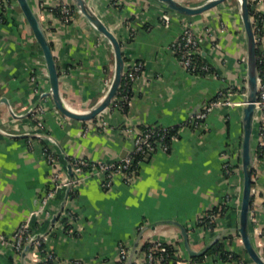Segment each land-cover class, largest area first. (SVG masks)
<instances>
[{"label": "crops", "instance_id": "obj_1", "mask_svg": "<svg viewBox=\"0 0 264 264\" xmlns=\"http://www.w3.org/2000/svg\"><path fill=\"white\" fill-rule=\"evenodd\" d=\"M8 1L10 5L0 8V233L11 235L29 220L54 188V175L68 179L72 159L119 160L131 148L127 129L161 126L177 132L168 151L146 157L131 183L116 177L105 190L90 177L66 196L62 210L71 218L60 216L49 227L65 198V190L55 192L45 209L49 219L42 214L31 221L33 229L45 233L44 246L60 264H113L121 245L128 256L136 246L132 264H149L143 247L155 243L175 246L173 264H239L230 256L206 255L212 246L190 256L178 226L162 223L171 221L184 227L192 251L203 250L221 235L228 252L240 253L241 259L254 264L237 232L243 105H220L197 128L184 124L221 90L231 92L234 104L245 101L247 44L239 0H225L196 15L172 11L159 0H84L120 43L124 63L142 64L126 110L108 107L90 121L64 116L46 96L50 84L41 52L15 0ZM29 1L51 45L61 100L74 111L87 112L103 99L114 75L109 40L74 0ZM174 1L196 8L210 0ZM62 6L70 9L67 20L61 18ZM256 12L264 20V0ZM164 13L171 17L168 27L160 20ZM187 27L199 39V56L210 67L209 74L186 70L170 47ZM257 48L264 55V24ZM37 106L42 112L36 122L32 111ZM102 122L108 129L102 130ZM35 131L46 132L55 143L32 138ZM44 145L54 153V165L47 161ZM252 149L256 193L251 197V233L264 259V154H256L257 136ZM234 166L239 169L232 173ZM225 207L222 216L211 215L214 229L200 226L209 213ZM39 263L36 248L22 256L0 246V264Z\"/></svg>", "mask_w": 264, "mask_h": 264}, {"label": "built area", "instance_id": "obj_2", "mask_svg": "<svg viewBox=\"0 0 264 264\" xmlns=\"http://www.w3.org/2000/svg\"><path fill=\"white\" fill-rule=\"evenodd\" d=\"M260 0H248L250 19L252 22L257 47L258 39L261 34V29L264 24L263 18L257 14L256 6ZM10 5L8 0H0V8L4 9L6 5ZM70 14V9L67 6H62L61 8V18L63 20L68 19ZM161 23L168 27L171 21L169 14L164 13L160 17ZM171 49L178 56L180 64L189 72L195 74H209L210 67L203 63L200 59V50H199V39L196 34L192 31L190 27L184 29L173 41L171 44ZM262 56H264L262 54ZM142 72L141 63H124V70L122 74L121 83L117 94L113 101L111 102V108L118 109L124 112L127 106L130 103V94L132 86L135 84L136 80L139 78ZM35 75L31 76V81H35ZM44 94V93H43ZM229 96H231L230 91L221 90L218 92L217 97L211 100L205 108L195 114L190 120L184 123L186 126L197 128L200 124V121L204 120L212 110L217 108L220 105H243L244 102L237 104L232 103ZM245 96V94H244ZM108 108V107H107ZM42 112V107L37 106L32 111V119L37 122V116ZM38 126H41V123H37ZM102 130L108 129V126L105 122L100 124ZM172 128H166L161 126H144L143 128H129L126 130V137H129L131 143V148L128 152L119 160L116 161H97L90 162L83 158H74L71 160V169L72 177L70 181L66 179L65 181L60 180L59 174L54 175V188L46 192V194L40 200V204L36 210H34L27 222L20 224L11 235H6L0 233V246L5 249L19 253V254H28L32 249L44 245L43 235L40 239L36 240L28 250L26 247L33 241L37 236L42 233L33 229L31 226V221L39 218L42 214H45V217L49 219V214L45 212L48 201L55 195V192L58 190H65L68 185H70V191L73 192L83 184L90 177H96L100 186L105 190H110L113 186L114 179L119 177L125 183H131L138 174L139 165L141 163L140 159H136L137 155L141 156V159H145L154 152L168 151L169 145L168 142H172L177 139V132L169 134ZM32 138H37L40 142L43 143H52L54 140L46 134L44 131H35L30 134ZM254 136H257L258 148H264V79L260 78L258 72V91L257 99L255 102V112H254ZM253 136V138H254ZM44 153L47 161L54 165L56 163L54 153L44 145ZM253 185L255 182L254 170L252 176ZM252 185L251 195L256 193ZM71 218L68 212L61 211L58 219L60 218ZM57 219V220H58ZM253 219L250 215V223L252 224ZM255 235L263 236V233L260 230H255ZM162 243L153 244V249H162ZM44 257H41L42 264H60L56 259L55 254L48 250L45 246L42 250ZM231 252V251H229ZM128 256V249L121 245L119 247L117 261L113 264H124ZM149 264H159L165 259L166 256L160 254L158 258L154 257L152 251L147 252L146 254ZM173 260V257H171ZM172 262V261H170ZM239 264H248L245 260L240 259ZM73 264H81L76 261Z\"/></svg>", "mask_w": 264, "mask_h": 264}, {"label": "water", "instance_id": "obj_3", "mask_svg": "<svg viewBox=\"0 0 264 264\" xmlns=\"http://www.w3.org/2000/svg\"><path fill=\"white\" fill-rule=\"evenodd\" d=\"M167 5V7L177 13L183 15H196L202 13L206 10L213 8L214 6L224 2L225 0H210L209 2L203 4L202 6L193 8L189 6L182 5L174 0H159ZM19 10L21 11L27 25L29 26L32 35L39 47L41 55L43 57L46 69L48 81L50 84L49 92L46 96H51L56 108L64 116L76 120V121H90L95 118L98 114L104 111L110 106L111 102L115 98L117 91L119 89L122 74L124 70V58L122 56L121 45L115 36L110 33L100 19L88 8L84 0H74L75 6L78 8L81 14L87 18L88 21L101 32L110 42L114 56H115V69L111 84L108 88L103 99L93 108L85 113H79L68 108L64 102L61 100L59 95V73L57 64L51 49V45L47 40L46 34L39 22V19L32 8L29 0H15ZM240 3V15L244 25V30L246 34V44H247V58H246V94H245V104L242 110V139L240 145V170H241V192L238 205V236L241 240L242 246L247 253L249 259L254 264H264V259L260 256L256 250L253 237L251 233V223H250V206H251V188L253 185V149L252 140L254 136V112H255V102L257 99L258 91V69H257V42L250 19L248 0H239ZM68 180L70 181L72 177L71 164L68 162L67 166ZM70 191V185L65 189V198L59 208V210L51 217L49 221V227L52 226L58 219L66 201V196ZM162 223L175 224L181 231V235L184 239V246L188 251L190 256H199L203 254L208 248L214 245L220 238L221 235H216L212 241H210L206 248L201 251L194 252L190 249L187 233L182 225L176 222L164 221ZM45 233L37 236L30 244L26 247V250L38 239H40ZM138 250L135 248L131 251L127 257L125 264H132L134 255L137 254ZM25 254L23 253L22 256Z\"/></svg>", "mask_w": 264, "mask_h": 264}, {"label": "trees", "instance_id": "obj_4", "mask_svg": "<svg viewBox=\"0 0 264 264\" xmlns=\"http://www.w3.org/2000/svg\"><path fill=\"white\" fill-rule=\"evenodd\" d=\"M256 54H257V69H258L260 78L262 77V79H264V56H262V52L259 50V48H257ZM143 127L144 126H141L139 128H143ZM175 132H176L175 128H172L169 134H173ZM170 143L171 142H168L169 147H170ZM256 154L258 156L263 155L264 154V148H258L256 150ZM136 159H140L141 162L143 161V159H141L140 155H137ZM237 169H239V166H234L231 168V172L234 173ZM227 210H228V208L225 207L222 209L218 208L217 210L212 211L211 213H209L205 218H203L200 221V226L205 227V228H209V229H214L215 223H214V221L211 220V215L218 214V215L222 216ZM39 222L37 223V226H40L41 221L39 220ZM228 238H230V237H228ZM43 249H44V245L38 247V251L40 253V259H41V257H44V253L42 252ZM143 250L145 253L152 251L154 253L155 258H158V256L160 254L166 256L165 259L163 261H161L159 264H173L171 257L174 256V253L176 252V248L172 244H167V243L163 244L162 249H153L152 244H146L143 247ZM216 253L219 254L222 259H226L228 256H230L231 261H239L242 257V255L240 253L228 252L227 249L225 248L224 242L220 241V240L217 241L214 245H212V247L207 251L206 255L207 254L208 255L209 254H216ZM170 261H172V262H170ZM42 263H43L42 260H40L39 264H42ZM71 264H73V263H71Z\"/></svg>", "mask_w": 264, "mask_h": 264}]
</instances>
